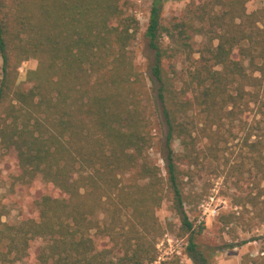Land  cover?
<instances>
[{"label": "trees", "instance_id": "1", "mask_svg": "<svg viewBox=\"0 0 264 264\" xmlns=\"http://www.w3.org/2000/svg\"><path fill=\"white\" fill-rule=\"evenodd\" d=\"M160 1L145 31L146 80L129 55L138 21L121 0H0V161L14 162L5 195L20 193L30 211L14 224L0 211V264H154L174 230L156 215L166 198L189 256L209 264L184 204L211 162L235 177L233 204L264 221V6L189 0L182 20L164 24ZM193 34L204 37L194 59ZM179 54L189 62L181 79L170 61ZM31 58L32 86L21 89L18 67ZM151 106L166 127L165 177L144 156Z\"/></svg>", "mask_w": 264, "mask_h": 264}, {"label": "rangeland", "instance_id": "2", "mask_svg": "<svg viewBox=\"0 0 264 264\" xmlns=\"http://www.w3.org/2000/svg\"><path fill=\"white\" fill-rule=\"evenodd\" d=\"M188 1L161 0L162 22L168 24L172 21L182 20L185 17V7ZM152 3L153 0H121L123 9L127 13L133 14L138 21V30L135 39L129 46V55L135 70L141 73L146 80H149L150 63L153 57L147 47L145 37ZM263 6L264 0H246V7L249 11ZM191 41L194 50L192 58L194 59L198 57L197 49L204 41V37L200 34H193ZM170 61L176 69V78L181 79L184 76L183 68L189 62L182 54ZM1 63L0 57V79ZM36 66L37 60L31 58L18 67L17 83L21 89H28L32 86V82L26 79V73L30 69H35ZM259 96L264 100V77ZM150 114L152 144L145 151L144 156L149 162L157 165L161 175L165 177L166 127L160 109L151 106ZM235 142L236 140H234ZM171 145L175 150H178L177 140L173 141ZM215 163L206 164L205 168L195 173L194 178L187 185L192 197L190 204H184V209L189 220L193 223L194 229L198 230L202 226L201 231L195 234L196 249L209 264H246L249 256L264 254V221L255 216L254 210L251 211L249 207L244 209L233 204L235 177H228L221 164H219L220 172L214 170ZM13 167L14 162L9 159L5 158L0 161V211L4 213L1 220L9 224L19 221L20 211L24 209H21L18 201L20 193L10 197L5 195L9 188L7 175ZM41 189L42 186L36 183L30 196L33 197V194L39 193ZM171 205L169 198H166L156 209L159 221L163 225L172 223L174 230L165 233L156 244L158 255L154 264L171 257H177L180 264H203L202 261L189 256L187 250L189 233L184 236L178 234L181 224L180 215ZM23 212L30 213L26 209ZM228 219L230 222L224 223ZM38 243L39 240H32L29 250L32 252ZM16 264L23 263L16 262Z\"/></svg>", "mask_w": 264, "mask_h": 264}]
</instances>
